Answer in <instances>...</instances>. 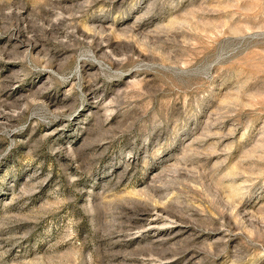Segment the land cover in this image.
I'll list each match as a JSON object with an SVG mask.
<instances>
[{
	"label": "rangeland",
	"instance_id": "obj_1",
	"mask_svg": "<svg viewBox=\"0 0 264 264\" xmlns=\"http://www.w3.org/2000/svg\"><path fill=\"white\" fill-rule=\"evenodd\" d=\"M0 264H264V0H0Z\"/></svg>",
	"mask_w": 264,
	"mask_h": 264
}]
</instances>
